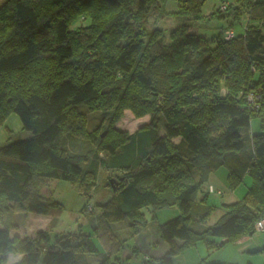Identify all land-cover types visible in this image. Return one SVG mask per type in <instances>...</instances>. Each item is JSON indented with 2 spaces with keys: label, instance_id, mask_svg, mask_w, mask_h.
I'll list each match as a JSON object with an SVG mask.
<instances>
[{
  "label": "trees",
  "instance_id": "16d2710c",
  "mask_svg": "<svg viewBox=\"0 0 264 264\" xmlns=\"http://www.w3.org/2000/svg\"><path fill=\"white\" fill-rule=\"evenodd\" d=\"M166 1L6 0L8 10L0 14V125L13 112L31 137L0 147V211L57 217L59 204L44 194L50 182H69L86 204L100 167L119 175L109 179L111 195L98 205L90 233L79 226L71 233L39 230L18 238L10 236V227L0 228V264L6 254L21 255L15 264H92L91 257L96 264H126L128 257H116L126 239L112 224L127 219L137 234L147 225L144 208L151 220L164 208L176 207L179 214L156 229L168 245L163 255L133 249L146 256L142 264H174L197 243L211 251L264 232L253 229L264 217V132L249 134L253 117L264 131V2L249 0L243 33L225 40V30L210 38L189 33L206 0H169L178 8L173 13L191 23L168 35L147 31L151 18L166 14ZM216 1L210 16L222 12L220 4L232 2L227 13L238 2ZM78 18L86 24L72 29ZM249 92L258 95L256 110L248 108ZM81 106L100 111L108 126L87 131ZM124 109L148 115L149 122L131 134L116 132L113 124ZM63 133L97 148L68 152ZM221 167L230 190L244 175L250 184L206 225L216 207L206 203L207 188L197 200L196 194ZM198 264L234 263L203 258Z\"/></svg>",
  "mask_w": 264,
  "mask_h": 264
},
{
  "label": "rangeland",
  "instance_id": "374dc122",
  "mask_svg": "<svg viewBox=\"0 0 264 264\" xmlns=\"http://www.w3.org/2000/svg\"><path fill=\"white\" fill-rule=\"evenodd\" d=\"M250 1H259L264 2V0H250ZM6 0H0V14H6L8 7L5 6ZM218 6V1L216 0H206L201 8L202 18L196 22H192V27L189 33L197 34L200 36H205L210 38L211 36L217 35L223 30L232 29L235 35H240L243 33L244 26L248 22V13L246 10L249 7V0H238L236 1V8L227 13L220 11V14L211 15V12L216 9ZM177 5L173 1H166L164 3V14L161 18H151L147 22L145 28L147 31L152 29L162 30L164 34L168 35L172 30L182 25L183 22L191 23L186 21L185 18L189 17L184 14H174L173 12L177 11ZM82 18H78L74 24L71 25V28L74 29L80 23H84ZM165 42H168V38H165ZM79 112H82L85 115V129L87 131H93L98 129L102 131L108 126V119L100 118V111L94 110L90 111L87 107L81 106L78 108ZM102 113V111H101ZM149 122V116L144 115L142 117H135L130 110L124 109L121 113V116L113 124V130L118 133L131 134L137 129L143 127ZM100 127V128H99ZM264 131L261 130L260 122L257 117H253L250 121L249 134H258ZM104 133V132H102ZM162 128H160V134H162ZM31 137V133L22 129V125L19 117L11 112L9 113L4 122L0 125V147L5 145L8 142H13L17 140H24ZM62 145L68 151L76 153L73 150L76 144L80 143L78 148L81 149L80 154H85L92 148H97V145L89 140H83L81 138L70 136L66 133L62 134ZM177 142V139L173 140ZM99 158H103L104 154L99 152ZM90 158V156H89ZM226 169L221 167L215 175L218 178L219 183H217L214 188L215 190H220L221 193H224L222 197L215 196L211 194L207 198V205H213L216 207V210L208 217L206 225H213L220 215L223 213L222 203L226 201L228 195L230 194V189L225 181L226 178ZM224 174V175H223ZM119 175L117 172L112 170H106L104 167H100L98 170L97 178L93 187L89 190V199L85 204V200L78 193L75 186L66 181L55 180L49 183V191H44L45 195L50 194L55 202L59 204V213L57 217H52L49 215H38L33 213H2L0 211V228L10 227V236H17L18 238L32 237L35 232L39 230H50L51 233H71L78 229L80 226L81 229L84 227L90 233L91 228L87 225V222L92 223V219L98 212V205L104 203L108 197L111 195L110 182L109 179ZM121 175V174H120ZM209 184V176L207 182L202 186L201 190L196 194V200L199 196L206 190L207 185ZM250 184L249 176H245L242 181L234 188L236 195L240 198L246 191L247 187ZM209 186V185H208ZM208 191V189H207ZM83 205H85L83 207ZM88 207L91 212H88ZM142 212L145 215L147 220V225L145 229L138 232L139 234H133L128 226L127 219L115 222L112 224V228L116 235L121 239H126V243L122 251H120L116 257L122 258V256L129 257L126 260V264H142L144 260V255L140 252L136 253L133 251L135 247H139L140 244H145L148 255L151 257L160 253L163 250V247L168 249V245L164 243L157 234V227L162 223L171 220L178 216L179 211L176 207L164 208L157 210L154 213V219L151 220L152 214L150 208H144ZM11 225V226H10ZM14 225L15 230L11 229ZM97 249L100 251V245L95 241ZM226 246L232 247L230 243ZM142 251V249L140 250ZM215 254L209 258L213 259L221 257L226 253L223 251V248L217 249ZM244 252L243 257L233 256L231 261L234 264H245L247 262L251 264H263L264 253L261 255H246ZM17 254H6L3 259L5 264H15L18 262ZM259 256V257H256ZM256 258V259H255ZM259 258L262 259L259 260ZM178 259V257L176 258ZM230 259V258H229ZM92 263H96L97 260L93 257L89 259ZM228 260V259H225ZM16 261V262H15ZM182 262V261H180Z\"/></svg>",
  "mask_w": 264,
  "mask_h": 264
},
{
  "label": "crops",
  "instance_id": "0c3cea01",
  "mask_svg": "<svg viewBox=\"0 0 264 264\" xmlns=\"http://www.w3.org/2000/svg\"><path fill=\"white\" fill-rule=\"evenodd\" d=\"M224 31V30H223ZM80 146L79 144H76V146H74L73 150H76L74 152L79 153L81 151L80 148H78ZM81 147V146H80ZM220 169V168H219ZM219 169L215 172H213L210 176H209V186H212L214 188H216V184L219 183L218 178L215 176L217 175L216 173L219 171ZM224 175V174H223ZM226 176H227V171H226ZM246 175H244L245 177ZM243 177V178H244ZM226 181V178H225ZM247 190V189H246ZM220 191V190H219ZM246 192V191H245ZM245 194V193H244ZM243 194V195H244ZM224 195V193H221L220 197H222ZM242 195V196H243ZM229 197H227L226 201L222 203V205L224 204H230L233 202H236L237 200L241 199L242 196L239 198L236 195V192L233 190H230V194L228 195ZM110 197V196H109ZM108 197V198H109ZM87 225L90 226V223L87 222ZM129 226V225H128ZM91 228V226H90ZM82 229L84 231H87L84 227H82ZM46 230V229H45ZM132 232V231H131ZM139 234V233H137ZM118 237V236H117ZM119 238V237H118ZM121 239V238H119ZM218 242L220 243H224L225 239H220ZM228 243H224L220 248H223V251L226 253V257L225 260L224 259V255L221 257H217L215 259H213V261H219V262H231L233 263V261H231L232 257L235 256H240L243 257L244 252H246V255H251V254H255V255H261L263 253L261 252H256L258 249L263 248L264 247V232L257 234L254 233L252 235H245L242 236L241 238H239L238 240H236L235 242L230 243L231 245H233L232 247L227 248L228 246H226ZM138 250L140 249H144L145 248V244H140L139 247H136ZM219 249V248H218ZM145 250H147L145 248ZM166 248L163 247V250L159 253L154 254L152 257H158L163 255L166 252ZM217 251L216 250H211L208 251L207 247L204 243H197L195 246L185 250L183 253H181L180 255L176 256L173 260L174 264H198L203 258H207L209 259L212 254H215ZM151 256V255H150ZM146 256L144 255V258ZM178 257V259H176ZM259 257V256H256ZM122 258H127L126 256H122ZM129 258V257H128ZM230 258V259H229ZM21 259V255L17 256V260L19 261ZM256 259V258H255ZM210 260V259H209ZM259 260L262 259L259 258ZM90 261V260H89ZM182 261V262H180ZM16 262V261H15ZM91 262V261H90ZM92 263V262H91ZM97 263V262H96ZM96 263H92V264H96ZM248 263V262H247ZM245 263V264H247ZM263 263H264V259H263Z\"/></svg>",
  "mask_w": 264,
  "mask_h": 264
},
{
  "label": "built area",
  "instance_id": "2783aa9c",
  "mask_svg": "<svg viewBox=\"0 0 264 264\" xmlns=\"http://www.w3.org/2000/svg\"><path fill=\"white\" fill-rule=\"evenodd\" d=\"M232 4V2H224L222 4L219 5V10L220 11H224L226 9V7L228 5ZM234 32L232 31V29H227L223 32V38L225 40H228V39H231L234 37ZM221 92L223 93L224 90L221 89ZM257 98H258V95L255 93V92H249L247 97H246V102H247V105H248V108L251 109V110H256L258 108V104H257ZM208 192L210 194H213L215 196H220L221 195V192L218 191V190H215L212 186H208ZM90 208L91 207H88V211H90ZM253 229L255 232H262L264 231V217L258 219L254 225H253Z\"/></svg>",
  "mask_w": 264,
  "mask_h": 264
}]
</instances>
